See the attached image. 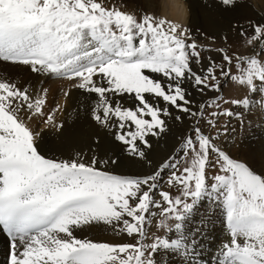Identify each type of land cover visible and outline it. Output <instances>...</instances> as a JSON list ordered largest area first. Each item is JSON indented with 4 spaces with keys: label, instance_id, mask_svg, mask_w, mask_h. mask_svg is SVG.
Here are the masks:
<instances>
[{
    "label": "snow or ice",
    "instance_id": "obj_1",
    "mask_svg": "<svg viewBox=\"0 0 264 264\" xmlns=\"http://www.w3.org/2000/svg\"><path fill=\"white\" fill-rule=\"evenodd\" d=\"M220 3L230 7L235 0ZM254 41L264 43V23L253 26L248 43ZM201 51L176 24L152 16L137 20L95 0H0V61L71 81L70 88L91 101L92 121L115 129L114 140L131 156L148 163L147 137L166 132V119L192 120L181 149L191 152L192 160L182 172L170 157L150 173L118 175L97 166L115 165L111 157L98 162L92 156L84 163L41 155L39 134L20 111L60 130L56 113L63 104L45 111L46 89L33 99L27 88L0 82V233L7 264H160L157 253L175 254L181 264H201L200 242L185 230V222L204 201L222 209L231 237L216 264H264V174L219 147L216 139L223 133L205 134L204 110L219 109L218 98L197 105L189 91L220 93V80L227 77L249 93L232 104L264 109V48H254L250 58L235 57L239 76L232 74L234 57L224 49H217L222 62L208 57L207 67ZM68 95L65 91L64 98ZM209 116L206 123L215 129L219 117L238 114L225 109ZM165 175L178 195L160 190ZM157 216L162 217L158 228L173 236L153 234L149 243L148 229ZM100 224L135 243H98L74 235Z\"/></svg>",
    "mask_w": 264,
    "mask_h": 264
},
{
    "label": "rangeland",
    "instance_id": "obj_2",
    "mask_svg": "<svg viewBox=\"0 0 264 264\" xmlns=\"http://www.w3.org/2000/svg\"><path fill=\"white\" fill-rule=\"evenodd\" d=\"M190 1L195 2L197 5L196 8L197 9L199 8L198 11L200 12L199 14L200 19L202 20L205 19L213 24H217L218 26H220L219 30L213 29L212 30L213 32L209 31L208 33L202 32V31H198L194 33L190 27H186V26L180 27V30L182 31L187 30V35L190 36L192 39H194L197 42V44L201 47L202 63L204 67H207L208 57L215 59L217 63H221L222 62L221 53L217 51V49H224L225 51L228 52L229 55H232L234 57L232 74L236 76L241 75L242 73L238 72L236 69L235 57L242 56L245 58H250L254 54L253 53L254 48H256L257 50H259V48H264V43H261L260 41H254L252 44L248 43V37H250L253 33V26L256 24L264 23V10L262 12L259 11V13L253 12L251 14H247L244 12V9H243L244 1L242 0H235V3L230 7L224 6L223 4H221L220 0H196V1L190 0ZM95 2L100 3L102 7H105L109 10H118L123 13L133 15L137 18V20H142L144 16H152L157 21L164 20V19H160L153 10L149 9L150 0H95ZM152 2L157 5L159 0H153ZM168 24H170V22H168ZM232 24L233 26L231 28ZM242 31L245 33V35H241ZM224 37H227V40H225ZM206 48H211L212 51L204 50ZM20 71L24 73L25 76H27L25 77L26 78L25 80H27L26 83L29 88L28 90H29L30 96L31 97L34 96L32 98L35 99V97L38 95L37 93L43 94L44 90L45 89L47 90V93H46L47 104L45 106V111H47V109L48 111H50L53 108H55V105L57 104V102L60 101L59 99L56 102V99H58L57 97L58 93L60 91L62 92L70 88L71 81L69 80L55 78L51 75H39L36 73H32L30 72L27 66L17 65V64H13L11 62H5V61H0V82L10 83L13 79L16 78L17 74ZM28 75L33 76L35 79L29 82ZM150 75L155 76V74H150ZM220 84H221L220 93L206 91L205 93L200 94L191 88L189 89V91L192 93L191 98L194 99L197 105H199L203 101H204L203 103L207 105H212L213 99L218 98L216 102L219 104V109H217L215 106L206 107L204 110L205 111L204 120L200 122V127L202 128V130L205 131V134H211L213 136H217L218 133H223L222 135H219L217 137L216 139L217 145L223 148L232 158L239 160V153L240 152L245 153V150L246 151L248 150V147H247V144H245V141L249 136H251L252 133H255L256 135L253 134L251 137L262 136V135L264 136V130H263L264 129V109H261L259 106H256V105H252L251 108H249L248 106H237L235 104H232L230 101L242 100L244 99L245 96L249 95L248 90L244 86L239 85L237 81L228 80L227 77L221 78ZM34 86L37 88H35ZM78 91L79 90H75L72 93L70 101H68L67 104L65 103H66V100L70 97V95L67 97V99H64L62 101L63 107L66 108V105H67L68 110L70 111V113H72L71 119H72V124L74 126L73 129L80 127L82 125H84V128H86V126H89L88 119L91 117L90 109L92 107V103L89 99H86L85 96L79 95ZM48 97L51 102L48 100ZM225 101H229V103H225ZM127 106L129 107L133 106V102L129 100ZM225 109L230 110L234 113H237L238 116H234V117L221 116L218 118V121H219L218 126L215 129L210 128L206 123V121L210 118L209 114L214 111L225 110ZM179 114L180 113L178 112H174V115H179ZM30 115H31L30 113L27 115L25 114L24 121L27 124V126L30 127L32 130L35 128V126H37V124H39V126L48 127L47 125H43L44 124L43 118L37 119V117L32 116L31 119H29ZM26 116H28V118ZM191 121L192 120L190 118H185L182 121L183 123L177 122L175 120L166 119V123L168 125V130L166 132L161 133L158 137H152V136L147 137L148 142L151 145L150 148L144 149L148 164L145 161H142L137 157L131 156L127 151H125V148L127 147L126 145H123L122 143L114 140L113 132L115 131V129H112L113 130L112 131V130H108L102 127H98L99 128L98 132L101 134L102 137L100 136V134H98V132L95 133L97 136L93 134V137L91 136L89 137V139L92 138V144L94 146L92 147V149L98 158V162L111 157L112 159H115L117 163L115 165H101L98 163L97 166L102 167L103 170L107 169V171H112L113 173L118 174V175L124 174V176L135 177V175L141 176V175L150 173L151 170L153 171L154 169H156V167L159 168L162 165V163L164 164L166 161H168L170 157H174L177 161H179L178 168H179V171L182 172L184 167L189 166L192 160V153L188 152L187 155H185V153L181 151L182 146H183L182 145L183 140L181 141L180 137H181L182 132L186 129V127L188 125H191L192 123ZM183 125L186 127H184ZM171 132L172 134H170ZM95 144H98V145H95ZM140 146L143 147V145H140ZM253 147H255V145H253ZM48 148H49V145L48 146L46 145L38 151H40L41 155L46 156V158L49 157V159H53L50 153H47L49 151ZM167 148H169L168 152H167ZM227 148L232 150V151L230 150L231 153L227 151ZM257 154H256L257 156L254 155V159L257 165L253 162L251 163L249 159L247 158H246L247 161H249L251 165L248 164L247 161H244V158L239 161L246 163L250 168H252L255 172H257V174H261V173L264 174L263 173L264 172V163H263L264 159L262 158L260 159L261 157V155H259L260 153H257ZM167 156L169 158H167L166 160L165 158ZM121 157L124 158L125 161ZM126 165H128V167ZM118 167L119 168L121 167V168L119 169ZM133 168H136V169H133ZM165 171L168 172L169 170H165ZM212 172L215 173L216 169H213ZM168 178H169L168 175L164 176V180L161 183L160 190L170 191V193L173 196L178 195V192L175 188L168 187L167 185ZM157 199H160V197L157 196ZM217 210H219L218 212L222 211L221 208H217ZM154 211L159 212L158 209ZM160 219H162V217H159V216L152 218V223L148 229L149 239L147 242L150 243L152 241L153 234L157 236H161V237H166L169 234L166 229L158 228ZM168 223L173 224L174 221L169 220ZM3 236L5 237V234H3ZM131 241H132L131 237H129L127 243H135V241L134 242H131ZM156 259L158 262H160L158 260L157 255H156ZM160 263L166 264L164 262H160Z\"/></svg>",
    "mask_w": 264,
    "mask_h": 264
},
{
    "label": "bare ground",
    "instance_id": "obj_3",
    "mask_svg": "<svg viewBox=\"0 0 264 264\" xmlns=\"http://www.w3.org/2000/svg\"><path fill=\"white\" fill-rule=\"evenodd\" d=\"M152 1L150 0V2H149V9L153 10L158 15V17L160 19H164V20L170 22V24H176L179 27H182V26L190 27L194 33L198 32V31L208 33L209 31L211 32L213 29H215V30L220 29V26H218L217 24H213V23H211L205 19H204L205 20L204 21V20L199 18L200 12L198 11L199 8L198 9L196 8L197 5L195 2H192L190 0H159L158 4L156 5ZM242 1H244V3H243L244 12L247 14H251L253 12L259 13V11L262 12L264 10V0H242ZM232 26H233V24L231 25V28H232ZM16 74H15V76H16ZM25 77H27V76H25L24 73H22L20 71L17 74L16 78L13 79L10 83L15 84L17 87L22 88V89L23 88L29 89L27 86V83H26L27 80H25L26 79ZM34 79L35 78L33 76H29L28 81L31 82ZM34 82H36V81H34ZM37 85H38V83H37ZM35 88H37V87H35ZM30 89H31V87H30ZM75 90L76 89L68 88L67 90H64L62 92L60 91L58 93V96H57L58 99H56V102L60 99V101H58V102L63 104L62 101L65 99L64 98V92L67 91L70 95V97L66 100L65 104H67L68 101H70L72 93ZM37 94H39V93H37ZM32 97H34V96H32ZM80 99H81V97H80ZM48 100H49V97H48ZM48 104H50V103H48ZM47 111H48V109H47ZM24 113H25L24 109H21L20 118L23 120L25 119ZM71 114L72 113H70V111L68 110L67 105H66V108L62 107V109L56 113L57 123L63 125V128L60 130H56L55 128L50 127V126H48V127L39 126V124H37V126H35L33 131L38 132V134H39L38 140H37L38 150H40L42 147H44L46 145L47 146L49 145V148H48L49 151L47 153H50V155L52 156V158L54 160H70V159H77L78 158L81 162L87 163L89 161V158H91L92 156H95L97 158V156L95 155V152H93V149H92V147H94L92 144V138L89 139V137L90 136L93 137V134L98 132V129H99L98 127H100V126L96 125L90 117L88 119L89 120L88 121L89 126H86V128H84V125H82V126L79 125L80 127L73 129L74 126L72 124ZM81 114H83V113H81ZM26 117L28 118V116H26ZM37 119H38V117H37ZM83 120H84V118H83ZM28 125H30V124H28ZM43 125H45V124H43ZM179 126H180V124H179ZM191 126H192V123H191V125H188L187 127L184 126V127H186V129L183 128L185 130L181 134V137H180L181 141L189 132H191ZM98 134H100V133L98 132ZM170 134H172V132ZM253 134H255V133H252L251 136ZM100 136H101V134H100ZM251 136H249L245 141V144H247L248 150L247 151L245 150V153H243V152L239 153V160L244 158V161H247V159H249V161L251 163L253 162L257 165V163L254 159V155L257 156L258 155L257 153H260L259 154V155H261L260 159L261 158L264 159V136L263 135L262 136H254V137H251ZM106 138H104V139H106ZM170 140H172V139H170ZM104 142H106V141H104ZM95 145H98V144H95ZM102 145H103V143H102ZM253 145H255V147H253ZM168 149L169 148H167V152L169 151ZM244 149H245V147H244ZM45 150H47V149H45ZM230 150L231 149L227 148V151L229 153H231ZM174 151H172V152H174ZM253 153H255V154H253ZM44 155H45V153H44ZM167 158H169V157L167 156L165 159L167 160ZM122 159H124V158H122ZM97 160H98V158H97ZM124 161H125V159H124ZM133 161H134V159H133ZM249 161H247L248 164H250ZM126 162H127V160H126ZM263 163H264V161H263ZM160 164H161V162H160ZM126 166L128 167V165H126ZM133 169H136V168H133ZM217 208H219V207H217ZM217 208H216L215 204L210 205L209 202L204 201V202L199 204V207L197 206V210H195L194 214L190 217V219L185 222V230L187 232L195 233L196 238L200 242L196 251L198 254L197 259L201 262V264H216V258L218 257L220 251L222 250L223 245L225 243H230V240H231V237L228 233V230L226 228V224L224 221L223 211L218 212L219 210H217ZM74 235L78 239H89V240H92L93 242H98V243H113V244H115V243H127L128 239H129V237H127L126 234L121 233L119 231H113L109 226H106L103 224L94 225L91 227H86L84 229H77L75 231ZM172 236H173V233H169L166 237H172ZM4 238L5 237L3 236V234L0 233V264H7V255H6L7 250H6V246L4 243ZM131 240H132L131 242H134V240L132 238H131ZM241 242H242V240H241ZM157 257H158V260L160 262H164L166 264H181L180 257H178L177 255L172 254V253H168V254L157 253Z\"/></svg>",
    "mask_w": 264,
    "mask_h": 264
}]
</instances>
